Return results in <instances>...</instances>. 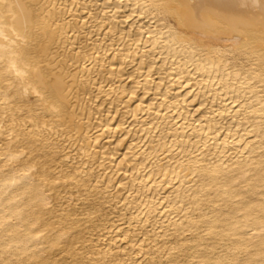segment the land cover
<instances>
[{"label":"bare ground","instance_id":"obj_1","mask_svg":"<svg viewBox=\"0 0 264 264\" xmlns=\"http://www.w3.org/2000/svg\"><path fill=\"white\" fill-rule=\"evenodd\" d=\"M69 1V5H66L68 0H0V103H4L3 105L0 104V107H4L5 109H7L8 112H11V114L14 110H21L25 108L27 110L28 115L24 119H22L23 117H21V121L24 122V120L27 119L28 121L33 122L35 124L34 126H31V130L27 131V127H25L24 125L25 123H21L24 126H21L20 124H18V122L14 125V123L18 121L15 118H20L19 115L18 117L14 116V118L11 116L10 113V116L8 114L6 115L7 119L5 121L8 122L6 126L8 129V133L5 134L10 135L9 133L12 131L11 134L14 133V135L16 136L15 138H13V140L16 139L18 135H20L23 140L27 141L28 143L23 141L21 145L27 143L25 144V146L27 145L26 147L28 148L25 149L29 151V155H27L25 159L21 160L19 163H17V166L14 167L13 165L16 164V162L14 163L15 159L18 158V156L20 157L27 151L24 152L25 149L22 150V154L20 148V151L18 150L20 144H17L19 146L16 145L17 142L14 144V141L16 140L5 141V143L3 141L2 143L6 146V149L1 150L0 155L6 156V163L9 161L14 164H9V166L11 167L6 164V167L10 168V172L0 176V264H14L10 262L12 258L18 259L22 257L28 251L34 249L38 244H40L42 242V239L46 240L49 251H51L53 248L60 246V239L63 238V236L62 238L60 237V233L59 235H57V233L56 236H53L56 232H54L52 236H41L44 231L48 230L51 232L52 230L55 231L56 229L53 227V218L55 217H53L52 215L56 212L52 211V213L50 210H44L43 207L48 204L49 199V196L46 191L50 192L49 190H53V192H55L54 194H56L57 191H54L53 181L56 180L54 177L58 175L54 176V174L57 173L52 174L53 171L50 166L51 164H54L53 162L60 161V165L56 164L58 165L57 167H60L62 163L59 158L54 156V154L48 155L45 152V150H47V148L50 146L49 143L51 142V140L48 135L51 133V131L53 130L54 133H60V137L64 136L68 141L71 142V144L77 145L79 147L80 153L83 150L82 155L86 160L81 163L80 170L78 167V165L80 164L79 163L77 164V167L75 166L76 168L73 171L70 170V172H67V168H65L64 172H66L65 174H63L65 177H68V179L75 180L77 183H81V177L79 175L82 172H88L87 174L90 175L89 172H91L93 169L90 166L89 168H85V165H90L91 163H93L91 165H94V163L98 161L97 154L99 152V148L95 145L99 143V139L103 135L107 136L105 135L107 133L109 135L112 131H114V133L116 131V127L113 128L115 130L110 129L112 126L108 124V122L110 121L100 120L102 119V109H100L98 106L91 107L92 104L96 101L98 95L97 93L102 94L103 92L106 93L108 91V96L110 94H113V96L117 95L118 103H120V100H122L121 97L128 94V92H126V86L124 85V87L121 85L119 87H113V77L116 74H114L113 72L115 67H117L115 66L116 61L113 63V60H119L118 63L121 61V63H119V68H122V65H124L123 62L125 61L126 63L127 61L125 59L131 57V59H134V53L132 55V53H122L118 50L119 53L115 52L117 54L116 55L112 52L113 56H111L112 59H110V61L112 60V62L108 63L110 67L108 70L106 69L107 72L110 73L111 77L110 80H107V78H105L106 75L105 77L103 75V71H105V65L107 64V62H109L105 61L107 60V54H105L107 49L105 51H100V43H98V45L97 42L96 44H94L93 42V45L88 43L90 49L87 48L88 46L85 43V35H89V33L91 35V30L88 32L86 29L87 26L84 25V23L83 26H77V22L80 19L82 20V18L80 17L83 15H81L80 12H77L80 11V8H82L81 11H88V6H85L87 3L85 2L86 4H82V2H79V0ZM74 2H79L76 3L77 8L78 4L80 5V3L83 6L80 5L78 9L76 7L73 8ZM91 8L89 11H91ZM152 8L156 16H161L160 18L163 17V20H169L170 18L173 21L172 24L169 26L168 24H166V26L169 27V31L167 36L165 37L164 43L166 42L165 48H167L169 52L174 53L175 55L177 52H179L180 54H178L180 55V58L186 57L188 60L194 59L197 53H202H200V55H202L203 57L202 59L200 58L202 61L198 66V70L199 72H201L202 76L209 74L210 78L206 80V85H209L210 82H213L211 78L214 79L218 74H221L222 82L219 84L220 86H222V89L226 91V93H228V96L233 95L235 93V95L230 96V98L232 99L234 96L236 98L240 97V94H246L245 92L247 91H244V86L248 88L249 81H253V84L258 82L260 84V82H264L262 81L264 80L262 79V77H264V0H155L152 5ZM66 11H68V13H71L70 16L72 18L70 17V19H68V17H65L66 15H63ZM114 19L115 18H113V20ZM86 23L87 22H85V24ZM112 23L113 22L111 21V24ZM166 26H162V29H165ZM115 27L116 26L113 25L110 27V29H114L115 32ZM70 32L72 34L69 36ZM121 34H123V32ZM160 34L164 35L161 31ZM139 38L138 40L140 41ZM138 40L136 39L137 43L139 42ZM96 41H99V39ZM158 42L160 41L158 40ZM129 43L130 41L128 42V44ZM156 43L157 41H155L153 45H155ZM161 44L159 46H161ZM177 46H179L180 48H177L179 50H177L176 52L175 47ZM226 47H229V50L237 49L240 54V56H238L239 58L243 57L244 59L246 58V60L253 59V62L255 63L253 64L254 69L251 68L252 71L250 70L251 72H246V76L244 75L243 77V80L245 79V82H247L245 83L247 85H245L243 81L244 86L243 84H240L243 86V91H234L231 89V84L235 86V89L240 86L239 85L236 88V85L238 84L237 81V84L235 85L234 83L229 84L230 80H237L236 78L240 76L241 69H238L239 66L236 65V68L234 65L232 66V63L230 62V65L232 66V68L230 67V71L228 68H226L228 69L226 74L223 72V70H225V67L227 66V63H229L228 59L224 58L227 55H221L223 52L225 53L226 51H228L225 49ZM86 48L87 50H85ZM195 49L197 53L194 55ZM197 49H199V51ZM89 50L95 51L97 54L94 56L93 53L90 54ZM113 50L115 51L114 47ZM109 51L110 50H108V52ZM218 53H221L220 56H222L223 58L220 57ZM219 63H222V66H220L221 68H219ZM90 66L91 68H89ZM71 67L73 69L70 70ZM224 74L227 76L226 78L223 77ZM104 79L111 82V86L108 87V89L105 88L107 89L106 91H104V85L102 84ZM95 87L97 88L96 94H94L93 90ZM250 88V91H248V94H250V97L248 99H250V101L248 100L249 103H247L249 104L250 110L242 111L244 113H242L241 115L243 117H245L247 113L248 115H253L251 125L254 128V132H256L257 135L260 137L259 134L261 130L259 127H261L262 125L259 124L261 123L262 119H264V98H260L259 95L261 93L258 94V92L254 91L256 89L252 87ZM135 89V86L131 87L130 91L128 90L129 94L134 95ZM148 91L149 90L147 89L146 93H148ZM231 92L234 93L232 94ZM26 95H37L39 98V100H36L37 102L39 101L38 104L34 102V104L26 101L24 102V100L22 101L23 96ZM241 100L244 101L243 99ZM243 106H246V103ZM136 107H134L133 112L131 111L133 113L132 115H134L135 117H137L136 113L141 109L139 108V106L138 108ZM230 107L228 106V110L232 109H229ZM240 110H242V108ZM39 112H44L46 114H49V116L46 117V115L45 117H42L41 114L40 117H42V121L39 122V120L36 118V115L40 114ZM158 113H160V111H158ZM97 115H100L99 118L96 117ZM40 117L38 118L41 119ZM3 119H0V122L3 121ZM93 120H97L98 122L96 121L97 123H93ZM240 120L239 122H242L244 124L246 123L245 126L247 125L248 119L246 122ZM239 122H237L238 125L241 124ZM120 125L121 124H119L118 128H121ZM248 125L250 126L249 123ZM207 126L209 128V125ZM23 127H25L26 129ZM36 127H38L39 129H36L38 131H35ZM96 128H100V132H95L96 134L92 135L93 129ZM106 128L107 130L104 131V129ZM46 129L51 130L48 135H46V131H48ZM176 130L178 131V129ZM214 134L216 133L214 132ZM228 134H230V132ZM231 134V136H234L233 133ZM51 135L53 136V134ZM262 135H264V133H262ZM215 137L216 135L214 136V138ZM225 141H223L222 149L228 147V145L225 147ZM37 142L40 143L38 147L34 145V143ZM181 143L182 142L179 140L177 142V145H181ZM28 144L32 145V147L34 145L36 148L32 149L31 147H29L30 145L28 146ZM108 145L105 144V147H107ZM203 145H205V143H203ZM249 145L250 142L248 143V145L242 148L241 152L247 151L253 154L252 152L254 149H249ZM163 146L161 147L163 148ZM155 147L157 148L158 144H155V146L152 148ZM100 148L103 150L102 151L100 149L102 153L101 158L99 159L100 166H102V169L100 174H98L99 172L97 173L95 188L97 189V184L102 183L104 178L103 174H105V171H108L109 169L111 170V172L107 174L110 175L112 172L113 174L108 177L106 184H104L106 188H111L112 185L115 184L113 183L115 178L113 179L112 175L115 174V176H117L116 173L120 171L125 174L128 171L129 166L128 168L125 166L128 164L126 163L127 160L125 158V165L123 167L121 166V164L124 162V160H122L118 165L119 168L117 169L116 173H114L111 168L112 166L108 165V163L114 164L113 159L110 157L113 155H111L113 149L111 148V150L110 148H104L110 149V151L106 150L104 152L103 147ZM118 148H116L115 146V150H117ZM157 150H159V148ZM156 152L157 151H155L154 156L158 154H156ZM163 152L164 151H162L161 153ZM221 152L223 153V150ZM66 153L60 158L64 159V157H70L71 152L69 151L68 155ZM113 153L114 156H116L115 153L117 152L115 151ZM152 155H150V157H152ZM66 158L64 160H66ZM41 159H43L44 161L40 162ZM106 160H108V163H106ZM137 163L139 162L137 161ZM241 163H238L235 160V162H231L227 170L224 168V171L222 168L223 166L220 167L219 164H212L210 168L208 166L210 164H208L206 168L204 167L203 169V167H185L183 166L184 164L180 162L178 166L176 165L177 167H174V170L172 172V174H174L173 176L178 177L181 186L183 183L185 184V181L188 179V175L195 174L200 176L201 183L198 185V194L196 196V198H200H194L193 201H191V208L194 211L198 210L200 201H203V199L201 198L208 195V193L211 194L209 192L211 189L214 191L212 193L215 194L214 198L216 199L210 202L211 205L209 209L210 212L213 213L212 219L207 222L199 220L197 223L194 224L193 227H195L197 230L204 229V231L207 232L210 237L207 240V245L212 246L213 249L216 247L217 244H223V247L225 248V254L219 255L213 260L207 258H200L199 261L204 264H264V176L260 177L257 180H245L247 174L254 167L250 168L249 164ZM129 164L131 165V162ZM4 165L5 164H3V166ZM53 167L54 166H52V168ZM34 168H37V172L32 171V169ZM71 168L73 169L74 165L73 167L71 166ZM131 168L136 169V166L134 165ZM161 168L160 174H162V176H164L165 178V175L169 174H166V170L163 168V171V169ZM257 168H259L260 171H264V165H257L255 169L258 170ZM55 169L57 170V168ZM59 169L60 168H58V170ZM67 170H69V168ZM258 172L259 171H257V173ZM107 176L105 178H107ZM62 177H60V179H62ZM132 178H134V176ZM137 178L135 176V179ZM38 179H40L42 183L44 182L46 184L42 186V184H36L37 182L34 183L35 181H40ZM133 180H128L131 181V184L129 186H131V188L136 187V190H138V192H141L142 196L145 192L144 188H146V186L144 185L145 183H142V186H140L139 182L138 186V184L135 183L137 180L132 183ZM125 182L126 179L125 181L123 180L120 182L123 188L127 187ZM169 182L172 181L170 180ZM87 184L88 183L83 181L81 187H86ZM243 184H245L244 186H246V191H248L249 194L251 193L252 195H254V193L256 192H261L259 195L257 194L258 196L256 195V199H258L257 203H254V201L249 200V202L244 204H234V207H232V205L231 207H228L227 204L224 208H222V210L215 211L219 201H222V203L223 201L227 202V200L232 197L230 194L233 195V193H230V191H234V188L236 186ZM23 198H26V200L23 201V204H20ZM241 200L243 201V199ZM133 202L134 200L132 199L129 203ZM148 206L149 210L147 211V215L149 219V215L153 213L154 209L152 205ZM163 211L165 210L163 209ZM46 215L51 216V218L53 217V222L44 219ZM55 216H57V214ZM69 218L65 217L64 219H58V221H60V223H64L68 221ZM133 218L139 220L138 216L132 217L131 219ZM69 221H71V219ZM70 223L72 224V222ZM74 224L75 226L73 229H71L70 227L68 229L66 227L68 229L67 231H70L69 233L67 231L66 232L68 234L72 233L75 239L73 241L70 240L69 242L64 243V251L71 247V249H74L73 246L75 244H78L77 242H80V244L82 245L85 242V240L82 238V235L80 237L81 230L79 232H75L80 227L78 225V221H76V223ZM54 225L56 226V224ZM97 225L94 226V230L97 228ZM58 228L59 232L63 231L62 227ZM127 233L128 231L124 232L125 238L121 239L123 242H126V239L128 238ZM112 235L113 234L110 233L107 235L106 238L104 237L103 241L105 242L98 245L99 247L97 251L92 250L89 253L93 257L91 260L94 262V264H113L116 260L117 264H120L121 260H125L123 258H125L126 255L120 260L115 257V259L109 257V254L111 255V252L114 253V249H116L115 251L117 252L121 249V246L118 244L117 241L118 236ZM66 238L68 239V236ZM69 238H71V235H69ZM201 239L203 240V238ZM201 239L199 237L198 239H195V242L193 241L194 244L191 250L194 253H197V251L203 248V243ZM101 246H103V248H100ZM99 248L101 250H99ZM210 249L212 250L211 247ZM79 250L76 249L75 252ZM243 253L248 254V259L246 260L245 257L244 262L241 261L242 263H238L237 259ZM76 255L77 253L74 254V256ZM98 255H101V258H96V256ZM49 256H43L42 258L40 256L38 257L37 255L35 256L31 254L28 258L29 260H31L30 264H53L52 262L54 261H52L53 259L51 260ZM105 258L108 259V261L106 260V263L105 261H103ZM131 259H128V261ZM76 261L77 258L75 262Z\"/></svg>","mask_w":264,"mask_h":264},{"label":"rangeland","instance_id":"obj_2","mask_svg":"<svg viewBox=\"0 0 264 264\" xmlns=\"http://www.w3.org/2000/svg\"><path fill=\"white\" fill-rule=\"evenodd\" d=\"M154 1L155 0H79V2H82V4L87 3L88 5L86 4L85 6H88L89 10L91 7L92 8L91 11H81L82 8L79 9L80 11H78L77 13L80 12V14L83 15H80V18H82V20H77V26H83L84 23V25L87 26H85L87 31L89 32L91 30V35L90 33L89 35H85V43L87 46L88 43L93 45V42L94 44H96L97 42V44L100 43V45L98 44L100 51H105L107 49L105 53L107 54V60L105 61L109 62H107L104 69L105 71H103V75L104 77L106 75L105 78H107V80H110L111 77L110 73H108L107 70L110 67L108 63L112 62V60L110 61V59H112L111 56H113L112 54H116L117 52L119 53V51L122 53L129 52L132 53V55L134 53V59H131L132 57L125 59L127 61L126 63L125 61L123 62L124 65H122V68H119V63H121V61L118 63L119 60H113V63L116 61V65H114L117 66L115 67V69L113 66V73H116L113 77V82L114 84L116 82V84H113V87L124 85L126 86L125 88L127 89L126 92H128V94L121 97L122 100H120V103H118L117 95L113 96V94H110L108 96V91L106 93L103 92L102 94L97 93L98 95L96 101L92 104L91 107L98 106L100 109H102V119L100 120L110 121H107L108 124L112 125L110 129L112 130L116 127V131L115 133L114 131H112L109 135L107 133L105 134L107 136L103 135V138L101 137V140L99 139V143H97L98 145H95L99 148V152L97 154L98 161L94 163V165H91L93 163H89L90 165L86 164L87 166L85 165V168H89L90 166L93 169L91 172H89L90 175L87 174L88 172H82L79 175L81 177V183H77L75 180L68 179V177H65L63 174H65L66 171H73L79 163L80 164L78 165V167L80 170L81 163L86 160L82 155L83 150L80 153L79 147L77 145L71 144V142L68 141L66 137H60V133H54L53 130L51 131L46 129L48 130L46 131V135H48L51 131V133L48 135V137H50L51 144L49 143L50 146L47 148V150H45V152L48 155L54 154V156L59 158L62 163L60 167H57L58 165H56L59 164L60 161L53 162L55 165L51 164L50 166L53 171L52 174L57 173L54 174V176L58 175L53 177L56 180L59 179L61 181H53L54 191L57 190L56 194H54L55 192H53V190H49L50 192L46 191L49 199L48 204L43 206L44 210L56 212H52L53 217H55H52L54 222L52 221L51 216L46 215L44 217V219L52 221L53 227L56 229L55 231L52 230L51 232L48 230L44 231L41 236H52V234L56 232L53 236H56L57 233V235H59L60 233V237L62 238L63 236V238L60 239V246L53 248L51 251H49L46 240L42 239V242L40 244H38L34 249L28 251L22 257L18 259L12 258L10 261L11 263L30 264L31 260H29L28 257L32 254L35 256L37 255L38 257L40 256L42 258L43 256L47 257L50 255L49 257L51 258V260L53 259L52 261H54L52 262L53 264H94V262L91 260L93 257L89 253L92 250L97 251L99 247L98 245L105 242L103 241L105 235H108L110 233L113 234L112 236H118L117 241L121 246V249L118 250V252L115 251L116 249H114V253L111 252V255L109 254V257H115L120 260L126 255L125 258H123L125 260H121L120 264H204L199 261L200 258L213 260L217 256L225 254V248L223 247V244H217L213 249L212 246L207 245V240L210 238L207 232L204 231V229L197 230L195 227H193L194 224L199 220L207 222L212 219L213 213H211L209 209L211 205L210 202L216 199L214 198L215 194L212 193L214 191L211 189L209 191L211 194L208 193V195L205 196L206 198H201L203 199V201H200L198 210L194 211L191 208V201H193V199L196 198L198 194L197 188L201 183L200 176L195 174H190L191 176L188 175V179L187 177V180L184 179L186 180L185 184L183 183L181 186L178 177L173 176L174 174H172V172L174 170V167L176 165L178 166L180 162L184 164L183 166L185 167H203V169L204 167L206 168L208 164H210L208 165L209 168L212 166V164H219L220 167L223 166V170L224 168L227 170L231 162L233 163L236 160V162L238 163L243 162L244 164H249L250 168L254 167L247 174L245 180H257L260 177L264 176V171H260L259 168H257L258 170L255 169L257 165H264V135H262V133H264V129H262L264 128V119H262V121L260 120L262 124L259 121V125H262L261 127H259L261 130L259 137L257 133L254 132V128L251 125L253 115H248V113L245 117L241 115L242 113H244L242 111L250 110L249 104H247L250 101V99H248L250 97V94H248V91H250L251 89L250 87L256 89L254 91L258 92V94L261 93L259 95L260 98H264V82H260V84L259 82L253 84V81H249L248 88H246L244 84L247 82H245V79L243 80V77L245 74H247L246 72L252 71L251 68L254 69L253 64L255 63L253 62V59L246 60V58L244 59L243 57L239 58L238 56H240V54L237 49H230V52L229 47H226L225 49L229 52L226 51L222 54L218 53L219 56L220 54L227 55L224 58L228 59L229 62L227 63L228 67H225L226 71L223 70V72L226 74L228 69L230 71L233 65L235 67L236 65L239 66L238 69H241L240 76H238L239 79L237 77V80H234L235 82L230 80L229 84L234 83L235 85L238 83L236 85L237 88L240 84H243L244 81L243 86L244 91H247L245 92L246 94H240V97L243 98H235L234 96L231 99L230 96L235 95V93L231 92L232 94H234L228 96V93H226V91L222 89V86H220L219 84L222 82L221 74H218L214 79L211 78L213 82H210L209 85H206V80L210 78L209 74L202 76L201 72H199L198 70V66L201 63V59L203 57L202 55H200L201 52L197 53L195 49L194 55L196 53L197 54L195 55L194 59L188 60L186 57H181L182 59L180 58V53L177 52V50H179L177 48H180L179 46L175 47V50L177 52H175L176 55L169 52L168 49L165 48L166 42L164 43V41L169 31V27H167L166 24H168L169 26L173 21L170 18L169 20L164 18L166 20L165 21L163 20V17L160 18L161 16L158 17L155 15L152 8ZM79 2H74L73 8H77L76 3ZM69 3L70 1L68 0L66 5H69ZM82 4L80 3V5ZM80 5L78 4V8ZM66 12L63 15H66L65 17H68V19H70L71 13H68V11ZM113 18L115 19L113 20ZM111 21L113 22L112 24L116 26L115 32L114 29H110V27L113 26L111 24ZM85 22L87 23L85 24ZM163 24L167 28L165 27V29H162L164 27ZM159 30L163 32L164 35H161ZM122 32L125 35L121 34ZM71 34L72 33L70 32L69 36ZM121 35L123 36V38ZM137 37H141L139 38L140 41ZM98 39L99 41H96ZM136 39L139 41V44L137 43ZM158 40L160 42H158ZM129 41L130 43L128 44ZM155 41H157L156 44H159L153 45ZM160 44L161 46H159ZM113 47L115 51L113 50ZM87 48H89V46ZM87 48L85 50H87ZM108 50L110 51L108 52ZM197 50L199 51V49ZM89 51L90 54L93 53L94 56L97 54L95 51ZM230 62L232 63V66L230 65ZM220 66H222V63H219V68H221ZM89 68H91V66ZM71 69L73 68L71 67L70 70ZM224 75L223 77L226 78L227 76ZM262 79H264V77H262ZM105 80L106 79H104L102 83L104 85V91H106L108 87L111 86V82L106 80V82H108L106 83ZM133 86L136 87L134 95L129 94L130 88ZM230 86L234 91H243L242 85H240L241 88L240 86L238 87L239 89H235V86H233V84H231ZM147 89L149 90L148 93H146ZM93 90L94 94H96L97 88L95 87ZM245 95H247L248 97ZM36 96L37 95L23 96L22 101L24 100V102L26 101L32 104H38L39 101L37 102L36 100H39V98L38 96L36 98ZM241 99H243L244 101H242ZM244 102L246 103V106H243L245 104ZM0 104L3 105L4 103ZM138 106L141 109L136 113L137 117H135L134 115H132V112L134 107L138 108ZM228 106H231L229 109H232L228 110ZM241 108L242 110H240ZM157 110L160 111V113H158ZM13 112L11 114V112H8L4 107H0V119L4 118V122H0V151L6 149V146L2 144L3 141L5 143V141L13 140V138L16 137L14 133L11 134L12 131L9 133L10 135L5 134L8 133V129L6 127L8 122L5 121L7 119V114L9 115L10 113L13 118L14 116L18 117L19 115L20 118H15L18 121H16V123H14L13 121L12 122L14 123V125L17 124V122L21 126L25 125V127H27V131L31 130V126L35 125L33 122H30L27 119H25L24 122L21 121V117H23L22 119H24L28 115L25 108L21 110H14ZM39 113V115H36V118L39 120V122L42 121V117H45L46 115V117L49 116V114H46L44 112ZM41 114L42 117H40ZM99 116L97 115L96 117L99 118ZM38 117H40L41 119H39ZM239 118L242 119L240 120ZM238 119L243 122H246L248 119L249 122L247 121V125L245 126L246 123L244 124L242 122H239ZM93 121V123H95L97 120ZM237 122L241 123L239 124L240 126ZM21 123L25 124L22 125ZM248 123L251 127L248 125ZM119 124H121L120 126L122 129L118 128ZM207 125H209V128ZM36 129H38V127L35 128V131L39 130ZM96 129H98L99 131ZM96 129H93L92 135L100 132V128ZM176 129H178V131ZM106 130L107 128L104 129V131ZM214 132L216 134H214ZM229 132L230 134H228ZM231 133H233L234 136H231ZM51 134H53V136ZM226 134H228L230 137ZM215 135L216 137L214 138ZM6 136L9 138H7ZM109 136L112 137L110 138ZM53 137H55L56 139ZM61 138L64 139L62 140ZM14 140V144L16 142V145L20 144V146L17 145L19 146L18 150L19 148L21 151L25 148H28L26 147L27 145L25 146V144H27L28 142L23 140L20 135H18ZM179 140L182 142L181 145H177V142ZM23 141L27 143L21 145ZM223 141H225V147L228 145V147H226L225 149H222ZM249 142L250 145L248 147L249 149H254L252 152L253 154L247 151L241 152L242 148L248 145ZM38 143L39 142L34 143V145L38 147L40 145V143ZM203 143H205V145H203ZM105 144L109 145L105 147ZM155 144H158V147L152 148L155 146ZM29 145L30 144H28V146ZM34 145L33 147L32 145H30L29 147H31L32 149L36 148ZM99 146L103 147V149L112 148L113 150H115V146L116 148L119 147L117 149L119 151L115 150L117 152L115 153L116 156H114L113 153L115 151L111 149V155H113L110 157L113 159L114 164H109L108 160H106V163L112 166L111 168L114 173H116L117 169L119 168L118 165L122 160H124V162L121 164L122 167L125 165L126 160V163L128 164L125 166L127 168L129 166L128 171L125 174L120 171L116 173L117 176H115V174L112 175L113 179L115 178V180L113 181V183L115 184H113L111 188H106L105 186L108 177L113 174V172L110 175L107 174L111 172L110 169L108 171H105L106 175L103 174L104 178L102 183L97 184V189L95 188L97 173L99 172L98 174H100L102 169L99 160L101 158L102 152L100 151L101 148ZM161 146H163V148ZM158 148L159 150H157ZM110 149H104V152L106 150L110 151ZM161 150L164 152L161 153ZM222 150L224 154L221 152ZM69 151L71 152V155L69 154L70 157H67L68 159L66 157H64V159L66 158V160L60 158L65 155L66 152V154L68 155ZM155 151H157L156 154H158L154 156ZM24 152L26 154H23L22 151L21 153L23 155L20 154L21 156H18V158L15 159L14 163L16 162V164L9 161L6 163V156L0 155V167H2L0 168V176L10 172L9 167L11 166H9V164H14L13 166L15 167L17 166V163H19L21 160L25 159L27 155H29V151L27 149H25ZM150 155H152L153 158L150 157ZM41 161L43 162L44 160L41 159L40 162ZM137 161L139 163H137ZM130 162L131 165L129 164ZM3 164H5V167L3 166ZM6 164L9 167H6ZM73 165L74 168L72 169L71 166L73 167ZM134 165L136 166V169L131 168ZM52 166L57 168V170L58 168H60L62 171L60 169L57 171L54 167L53 169ZM37 168L32 169V171L37 172ZM65 168H69V170L66 169V171L64 172ZM160 168H164L166 170L165 173L169 175H165L164 178V176L160 174ZM257 171L259 172L257 173ZM59 176H64L62 177L63 180L60 179ZM106 176L107 178H105ZM133 176L134 178H132ZM135 176L136 178H138L135 179ZM125 179V184L127 187L123 188L120 182L123 180L125 181ZM133 179L137 180L138 182H135V180ZM128 180H133L132 183L135 182L136 184L140 182V186H142V183H145L144 185L146 186V188H144L145 192L142 196V193L138 192V190H136V187L131 188V186H129L131 184V181ZM170 180L172 182H169ZM83 181L88 183L86 187H81ZM168 182L170 185L168 184ZM34 183L40 185L42 184V186L46 184L44 182L42 183L41 180L35 181ZM59 183L61 184V186ZM244 185L245 184L238 185L234 188V191H230V193H233V195L230 194L232 197H230L227 202L223 201L222 203V201H219L216 207L217 210L215 209V211L222 210V208H224L227 204L228 207H231V205L232 207H234L239 203H247L249 202V200L257 203L258 199H256V197L261 192H256L254 193V195H252L251 193L249 194L248 191H246V186ZM52 193L55 196H53ZM247 196L250 198H248ZM198 198L200 197H197L196 199ZM132 199L134 200V202L129 203ZM241 199H243V201ZM25 200L26 198H23L20 204H23V201ZM169 201L172 202L170 203ZM169 203L172 205H170ZM148 205H152L154 209L153 213L149 215V219L147 215V211L149 210ZM163 209L165 211H163ZM171 212L175 214L173 215ZM56 214L57 216H55ZM136 216L139 217V220L135 218L131 219L132 217ZM65 217H70L69 220L71 219V221L68 220L69 222L66 221L64 223H60V221H58V219H64ZM76 221H78V225L80 227L75 232H79L81 230L80 237L82 235V238L85 240V242L83 243V245L80 244V242H77L78 244H75L73 246L74 249H71V247L64 251V243H67L70 240L73 241L75 239L72 233L68 234L70 231L67 230L69 229V227L73 229L75 226L74 223H76ZM70 222H72V224ZM54 224H56V226ZM96 225V229L98 230H94V226ZM190 226L192 227V229ZM58 227L63 228V231L65 232L64 233L62 231L63 235L62 232H59ZM125 231H128V238L126 239V242H123L121 239L125 238ZM69 235H71V238H69ZM67 236L68 239L66 238ZM199 237L200 239L203 238V240L201 239L203 248L197 251V253H194L191 249L195 242V239H198ZM103 246H101L100 248H103ZM210 247L212 248V250L210 249ZM100 248L99 250H101ZM76 249L80 250L75 252ZM76 253L77 255L74 256V254ZM97 257L101 258V255L96 256V258ZM76 258L77 261L75 262ZM244 258L247 260L248 254H241L237 259V262H244ZM128 259L131 260L128 261ZM106 260L108 261L107 258H105L103 261H105L106 263ZM116 261L113 264H117Z\"/></svg>","mask_w":264,"mask_h":264}]
</instances>
